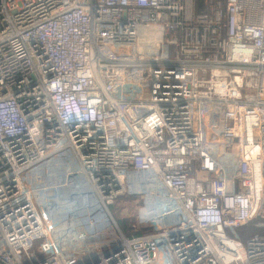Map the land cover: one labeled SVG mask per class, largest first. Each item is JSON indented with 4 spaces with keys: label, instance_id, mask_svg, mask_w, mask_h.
Masks as SVG:
<instances>
[{
    "label": "built area",
    "instance_id": "built-area-1",
    "mask_svg": "<svg viewBox=\"0 0 264 264\" xmlns=\"http://www.w3.org/2000/svg\"><path fill=\"white\" fill-rule=\"evenodd\" d=\"M258 217L264 0H0V264H264Z\"/></svg>",
    "mask_w": 264,
    "mask_h": 264
},
{
    "label": "rangeland",
    "instance_id": "rangeland-1",
    "mask_svg": "<svg viewBox=\"0 0 264 264\" xmlns=\"http://www.w3.org/2000/svg\"><path fill=\"white\" fill-rule=\"evenodd\" d=\"M69 153L70 152H60L49 157L44 162H41L30 168L27 171V175L32 182V186H36L35 179L37 177H42L47 169L56 167L58 164L61 163H70L65 162L64 160V158ZM138 200H140V198H138ZM138 203L139 202L137 201V199L136 201L130 199H121L118 200V202H116L111 209L113 215L121 224L123 230H125L126 233L132 231L131 229H129V227L132 226L133 228V226L136 224V212L138 210V207L141 205L140 203V205L136 206ZM93 206H96V208ZM93 206L92 210H94L95 217L100 218V221L97 223V227L99 230L103 231V240L102 242H100L99 248L102 252H106L114 245H116L120 241L121 237L116 231L114 225L112 224L111 219L107 214V211L100 206V203L97 202V200L93 202ZM237 229L244 240H246L255 233L264 235V218L258 217L257 219H254L253 221L248 222L247 224L240 226Z\"/></svg>",
    "mask_w": 264,
    "mask_h": 264
},
{
    "label": "trees",
    "instance_id": "trees-1",
    "mask_svg": "<svg viewBox=\"0 0 264 264\" xmlns=\"http://www.w3.org/2000/svg\"><path fill=\"white\" fill-rule=\"evenodd\" d=\"M138 198H140V197H136V196H123V197H121V198H119L118 200H121V199H130V200H135L136 201V199H137V201L139 202L136 206H138V205H140V203H142V200L140 199V200H138ZM118 200L116 201V202H118ZM114 206V205H113ZM112 206V207H113ZM115 207H116V205H115ZM112 209V208H111ZM118 221V220H117ZM119 223V222H118ZM119 225H120V227L123 229V227L121 226V224L119 223ZM129 229H131L132 231H130L129 233H127V234H129V235H131V234H133L134 232H133V228H132V226H130L129 227ZM124 232H125V230H124ZM137 234H140V233H137Z\"/></svg>",
    "mask_w": 264,
    "mask_h": 264
}]
</instances>
